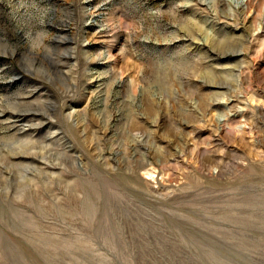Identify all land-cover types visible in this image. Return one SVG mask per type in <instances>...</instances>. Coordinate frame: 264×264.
Returning <instances> with one entry per match:
<instances>
[{"label": "rangeland", "instance_id": "374dc122", "mask_svg": "<svg viewBox=\"0 0 264 264\" xmlns=\"http://www.w3.org/2000/svg\"><path fill=\"white\" fill-rule=\"evenodd\" d=\"M0 264H264V0H0Z\"/></svg>", "mask_w": 264, "mask_h": 264}]
</instances>
